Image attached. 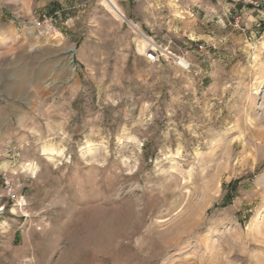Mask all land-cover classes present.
<instances>
[{"label": "rangeland", "instance_id": "obj_1", "mask_svg": "<svg viewBox=\"0 0 264 264\" xmlns=\"http://www.w3.org/2000/svg\"><path fill=\"white\" fill-rule=\"evenodd\" d=\"M117 2L191 67L103 0H0V264H264V0Z\"/></svg>", "mask_w": 264, "mask_h": 264}, {"label": "bare ground", "instance_id": "obj_2", "mask_svg": "<svg viewBox=\"0 0 264 264\" xmlns=\"http://www.w3.org/2000/svg\"><path fill=\"white\" fill-rule=\"evenodd\" d=\"M103 2L110 9V11H112L120 20L128 21V23H130L132 25L134 30L142 37V39H141V41L139 43V47H140L139 49L143 53H147V51L149 49H151L152 47L155 46V43H154V41L151 38H148L145 34H143V32L140 30V28L135 23H133L131 20H128V18L126 17L122 7L117 2V0H103ZM181 61L183 63H186L185 62L186 60L183 57H181Z\"/></svg>", "mask_w": 264, "mask_h": 264}, {"label": "built area", "instance_id": "obj_3", "mask_svg": "<svg viewBox=\"0 0 264 264\" xmlns=\"http://www.w3.org/2000/svg\"><path fill=\"white\" fill-rule=\"evenodd\" d=\"M155 43V42H154ZM204 49V46L200 45V50L202 51ZM146 59L152 63H160L164 61L167 57H172L179 65H181L184 68H190L191 63L184 58L186 63H183L181 61V56H177L173 54V52L166 50V48H163L161 45H158L155 43V46L152 47L147 51L145 54ZM9 195L12 199H14L15 194H12V187H9Z\"/></svg>", "mask_w": 264, "mask_h": 264}]
</instances>
